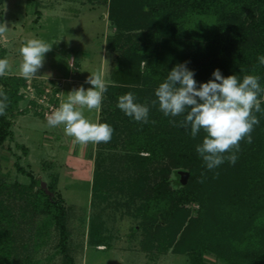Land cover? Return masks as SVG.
Wrapping results in <instances>:
<instances>
[{"label": "trees", "instance_id": "obj_1", "mask_svg": "<svg viewBox=\"0 0 264 264\" xmlns=\"http://www.w3.org/2000/svg\"><path fill=\"white\" fill-rule=\"evenodd\" d=\"M106 1L109 19L119 35L140 31L143 39L154 40L164 53L171 54L189 43L193 50L188 63L197 81H207L219 68L225 76L259 75L264 87V64L258 60L264 55V0ZM3 29L4 13L0 10V32ZM145 51L133 49L128 55L143 85H107L101 102L105 117L100 121L113 127L112 137L106 142L108 148L121 144L135 155L131 159L135 174L128 184L131 200L144 202L143 227L148 235L145 250L188 254L191 264H206L208 255L226 264H264V111L254 112L259 123L251 132V143L247 139L239 142L236 163L225 159L218 168L208 170L195 150L206 135L203 129L192 137L190 129L179 124L183 115L166 117L158 104L152 103L158 86L153 82L158 79L152 69L140 70L147 58ZM5 53L0 47V57ZM26 87L24 76L0 75V100L6 103L5 114L0 115V164L2 148L13 137L12 118L24 113L19 110L25 99L21 92ZM129 91L149 106L148 123L135 121L116 106L118 97ZM260 103L264 109V92ZM24 151L27 153V149ZM179 169L188 171V183L174 188L171 176ZM18 170L31 178L29 185L0 181V264H13L16 220L1 198L5 194L25 199L27 211L33 216H46L54 222L63 264H74L62 200L51 198L23 167L18 166ZM106 183V178L95 173L94 191Z\"/></svg>", "mask_w": 264, "mask_h": 264}, {"label": "rangeland", "instance_id": "obj_2", "mask_svg": "<svg viewBox=\"0 0 264 264\" xmlns=\"http://www.w3.org/2000/svg\"><path fill=\"white\" fill-rule=\"evenodd\" d=\"M108 8L106 0H0L4 13L0 47L6 52L3 58L10 62L4 74L23 76L19 48L25 40L37 37L51 45L37 76L27 77V87L22 89L25 99L19 111L24 113L12 118L13 137L1 151L0 181L29 185L31 178L19 172L21 166L51 198L62 200L74 264H191L188 254L145 250L144 202L131 200L129 193L128 180L135 174L134 153L121 144L110 149L103 141L78 142L65 133L62 124L50 126L47 122V116L68 92L81 85L91 87L86 83L91 73L99 75L106 85L142 86L144 81L128 58L133 49L146 48L147 58L140 70H153L158 79L154 85H159L177 63L187 62L191 67L188 62L193 47L189 43L171 54L164 53L154 40L143 39L140 31L119 35ZM102 110V103L92 110L85 107L84 115L100 122L105 117ZM95 173L107 181L97 191L93 190ZM184 174L189 173L179 169L172 174L174 188L188 183ZM1 198L16 220L13 264H63L54 222L46 216H33L25 199L8 194ZM192 208L195 211L198 206ZM205 262L226 264L211 255Z\"/></svg>", "mask_w": 264, "mask_h": 264}, {"label": "clouds", "instance_id": "obj_3", "mask_svg": "<svg viewBox=\"0 0 264 264\" xmlns=\"http://www.w3.org/2000/svg\"><path fill=\"white\" fill-rule=\"evenodd\" d=\"M51 48L42 38L25 40L19 53L22 62L19 71L24 77L37 76L42 67L45 53ZM258 60L264 64V55ZM10 67L7 58L0 57V75ZM259 75L246 74L242 78L236 74L223 75L219 68L211 73L207 81H197L195 70L187 62L174 65L166 78L154 90L159 110L166 117L183 115L180 126L190 129L196 137L203 129L206 135L195 150L208 170H214L225 162L235 164L239 142L247 139L251 143V132L259 123L254 112H261L260 94L264 87ZM86 83L66 94V99L47 116L50 126L63 125L67 135L78 142H108L113 127L107 122L91 121L84 115V108H99L106 83L97 74L87 78ZM125 115L135 121L149 122V106L139 102L137 96L129 91L120 95L116 105ZM6 103L0 100V115L5 114ZM175 123V121H173ZM235 149V151H233ZM228 153L226 156L225 154Z\"/></svg>", "mask_w": 264, "mask_h": 264}, {"label": "water", "instance_id": "obj_4", "mask_svg": "<svg viewBox=\"0 0 264 264\" xmlns=\"http://www.w3.org/2000/svg\"><path fill=\"white\" fill-rule=\"evenodd\" d=\"M184 179L186 180V177H189V174H184Z\"/></svg>", "mask_w": 264, "mask_h": 264}, {"label": "built area", "instance_id": "obj_5", "mask_svg": "<svg viewBox=\"0 0 264 264\" xmlns=\"http://www.w3.org/2000/svg\"><path fill=\"white\" fill-rule=\"evenodd\" d=\"M55 108V106H53ZM53 107H51L50 109H53Z\"/></svg>", "mask_w": 264, "mask_h": 264}]
</instances>
